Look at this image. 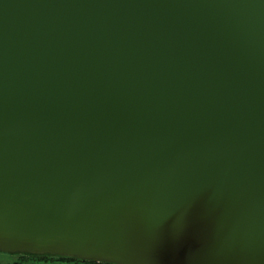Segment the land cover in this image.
I'll list each match as a JSON object with an SVG mask.
<instances>
[{"label": "water", "instance_id": "water-1", "mask_svg": "<svg viewBox=\"0 0 264 264\" xmlns=\"http://www.w3.org/2000/svg\"><path fill=\"white\" fill-rule=\"evenodd\" d=\"M0 250L264 264V0H0Z\"/></svg>", "mask_w": 264, "mask_h": 264}, {"label": "snow or ice", "instance_id": "snow-or-ice-1", "mask_svg": "<svg viewBox=\"0 0 264 264\" xmlns=\"http://www.w3.org/2000/svg\"><path fill=\"white\" fill-rule=\"evenodd\" d=\"M0 264H108V261L54 252L0 250Z\"/></svg>", "mask_w": 264, "mask_h": 264}, {"label": "flooded vegetation", "instance_id": "flooded-vegetation-1", "mask_svg": "<svg viewBox=\"0 0 264 264\" xmlns=\"http://www.w3.org/2000/svg\"><path fill=\"white\" fill-rule=\"evenodd\" d=\"M108 264H114V263H108Z\"/></svg>", "mask_w": 264, "mask_h": 264}]
</instances>
